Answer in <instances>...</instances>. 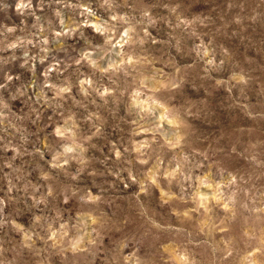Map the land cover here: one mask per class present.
<instances>
[{"label":"rangeland","instance_id":"374dc122","mask_svg":"<svg viewBox=\"0 0 264 264\" xmlns=\"http://www.w3.org/2000/svg\"><path fill=\"white\" fill-rule=\"evenodd\" d=\"M0 264H264V0H0Z\"/></svg>","mask_w":264,"mask_h":264}]
</instances>
